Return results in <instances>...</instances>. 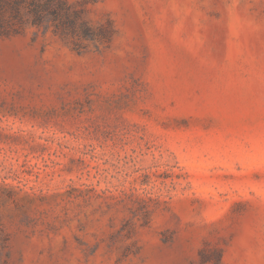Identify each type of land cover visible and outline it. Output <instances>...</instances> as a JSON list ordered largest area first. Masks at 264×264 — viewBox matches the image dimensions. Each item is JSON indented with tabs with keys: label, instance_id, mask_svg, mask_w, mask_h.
<instances>
[{
	"label": "rangeland",
	"instance_id": "obj_1",
	"mask_svg": "<svg viewBox=\"0 0 264 264\" xmlns=\"http://www.w3.org/2000/svg\"><path fill=\"white\" fill-rule=\"evenodd\" d=\"M45 1H0V264H264V0Z\"/></svg>",
	"mask_w": 264,
	"mask_h": 264
},
{
	"label": "trees",
	"instance_id": "obj_2",
	"mask_svg": "<svg viewBox=\"0 0 264 264\" xmlns=\"http://www.w3.org/2000/svg\"><path fill=\"white\" fill-rule=\"evenodd\" d=\"M51 1H53V0H46L45 1V3L42 6L43 7V11L51 12L54 15V17H56L58 11L64 7V4H63L64 2L63 1L62 2H57L56 6L52 7L50 5ZM74 16L77 17V13L76 12L74 13ZM43 17H44V15L37 14V16H35V21H37V22L42 21ZM64 18H65V22L73 23V17H71L69 14L66 13ZM59 24L60 23H57V25H59Z\"/></svg>",
	"mask_w": 264,
	"mask_h": 264
}]
</instances>
